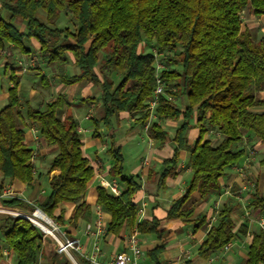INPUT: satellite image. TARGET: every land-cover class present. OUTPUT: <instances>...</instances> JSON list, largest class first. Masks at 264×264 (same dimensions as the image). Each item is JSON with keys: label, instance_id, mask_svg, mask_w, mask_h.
Wrapping results in <instances>:
<instances>
[{"label": "trees", "instance_id": "obj_1", "mask_svg": "<svg viewBox=\"0 0 264 264\" xmlns=\"http://www.w3.org/2000/svg\"><path fill=\"white\" fill-rule=\"evenodd\" d=\"M0 1L10 13L6 19L0 11V55L10 44L27 50L25 40L35 39L40 54L50 63L78 67L77 74L61 73L60 82L86 81L100 87L98 98L85 99L102 103L103 116L94 120V137L101 135L102 125L112 129L115 121L119 123L122 112L139 115L136 125L146 123L152 114L149 101L157 87V75L165 84L155 112L180 124L174 137L157 121L149 125L154 139L161 143L172 140L175 145L173 154L162 160L159 170L151 169L148 178L155 181L157 192L165 190L168 178L179 174L183 152L188 154L191 178L163 218L153 215L139 221L136 198L142 189L141 175L124 172L122 148L113 140L108 150L112 159L109 172L126 187L120 196L102 186L97 188L98 205L112 216L107 234L120 235L128 226L154 235L161 243L148 254L156 264H162L160 255L171 234L168 222L172 219L192 224L194 232L208 229L198 249L205 259L239 234H247L246 224L236 229L231 205L218 211L215 221L208 213H197V207L221 189L226 170L245 155V147L240 146L244 131L264 145V38L255 40L242 19L247 8L257 16L264 15V0ZM40 10L46 13V21L39 18ZM65 10L79 22L75 31L55 25ZM17 18L26 22V31L13 24ZM150 43H156L154 51H147ZM158 54L168 55L166 60L180 68L161 69ZM10 79L13 85L8 89V103L0 109V174L10 182L34 183L35 150L27 141V127H37L46 144L57 152L47 172L50 191L37 206L20 197L4 198L3 205L26 212L39 207L54 221L68 219L75 227L79 221L90 222L93 211L85 196L95 169L84 154L79 121L65 112L67 98L59 94L43 108L26 100L24 113L20 76L11 72ZM170 97H184L186 103L178 107ZM194 127L199 136L191 142L188 132ZM211 130L222 135L218 144L207 137ZM261 162L264 164V157ZM64 203L74 204L68 217ZM252 205L264 211L261 192L254 193ZM1 237L16 255V264H37L48 234L25 217L0 214ZM248 256V264H264L263 228L253 233ZM78 259L81 264H91ZM51 264H57L56 255Z\"/></svg>", "mask_w": 264, "mask_h": 264}, {"label": "crops", "instance_id": "obj_2", "mask_svg": "<svg viewBox=\"0 0 264 264\" xmlns=\"http://www.w3.org/2000/svg\"><path fill=\"white\" fill-rule=\"evenodd\" d=\"M33 43L36 44V42ZM11 45L13 48L17 47L14 44ZM4 54L5 53L3 52L0 56H3ZM2 61L3 65L7 63L4 58H2ZM44 64H47V60L44 61ZM64 67L66 71L63 70L61 72L62 74H69V69L72 70V74H77L79 72V70H77L78 67L73 63L65 64ZM17 71L18 70H12L11 72H15L19 75ZM39 73L40 76L38 77H41V75L43 76V78L41 77L42 85L40 88L38 87L36 89L31 88L27 83L26 78L31 77L30 75H19L20 94L24 90L27 91L28 98L26 100H29L31 105L37 107H43L47 103H50L59 94H62L67 98L69 103L65 112L71 113L79 121V131L83 141V151L90 159L95 169L94 177L89 182L85 196L86 201L91 204L93 211L92 220L90 222H94L97 217L100 216L108 227L112 218L111 214L98 205L96 201L97 188L99 186L98 177L96 175L97 171L105 170L108 177H112L109 172L110 167L112 166V159L111 156L108 158L105 157L104 150L106 149V145L102 142L104 141V138H102L104 133L102 131H105V129L108 130L107 134L110 137L111 144L114 140L117 145L121 146L123 154L125 150L131 156L136 154L135 158L132 159L131 165L133 169L131 170V173L142 174V189L138 192L136 200L138 206H141L142 204L145 205L144 212L141 215H138V220L141 221L146 218L150 219L153 215L163 218L166 215V209L169 207L170 202L184 192L185 186L191 178L192 171L188 163V154L186 152L182 153L179 174L175 177H169L167 180V188L157 192L155 181L151 182L148 178L149 171L151 169L159 170L162 167V160L173 154L175 143L172 140L161 143L153 138L152 142L145 145L143 144L142 146V141H140L142 132L140 128L137 127L138 125H132L134 117H138L139 115H133L129 112H122L120 114L119 123L115 121V126L117 124V127L108 129L102 125L101 135L99 137H94V120L100 119L103 116L102 103L101 101H89L85 99L92 97L98 98L101 94L100 87L96 84L87 82L88 86L91 85L88 91L80 92L83 82L67 85L60 82L59 75L61 73H59L56 79H52L45 70ZM4 74L8 76L6 65ZM12 85L13 82L11 81L9 74L8 89ZM5 86L7 87L6 84ZM5 86H1L2 91H4ZM91 89H93V91H91ZM0 100L2 105L5 104L1 92ZM24 101L25 100L22 99V104H25ZM65 112L63 113V117ZM161 120L159 123L164 129L169 131L171 137H174L175 132H172L165 127V124L161 123ZM174 121L175 120L172 122ZM167 122L170 123L168 119ZM177 122L180 124L179 121ZM119 128L121 130L120 132ZM112 134L114 135V138H112ZM243 135L242 143L244 144L243 147L246 149L245 155L240 158L236 165L229 167L226 170V174L221 178V189L212 192L207 200L201 202L197 207V213H208L212 216V220L214 218L213 221H215V215L217 212L223 209L224 206L231 205L234 208L231 216L235 222L236 229L242 224H246L248 230L247 234H239L225 247L213 252L209 258L205 259L198 254V249L200 244L206 238L208 229L203 228L194 232L192 224L180 219H172L168 222L171 228V234L166 240V248L164 252L160 255V261L162 264H186L188 263L187 260H189V264H248V253L252 235L255 231H258L261 228L264 229V211L255 209L252 205L255 192L259 191L264 195V164L261 162L264 157V145L252 133L244 131ZM198 136V128L194 127L189 130L188 137L191 142H194ZM27 141L35 150L34 164L36 162V173L37 170L42 168V157L40 155H47V157H49L47 160L51 159L52 161L57 150L56 147L48 146L44 138L41 137L39 131L35 130L32 126L27 127ZM141 146L143 147L142 150ZM153 162H157L155 167L151 166V163ZM104 163H108L109 169L104 167ZM53 174H58V171H54ZM35 178L37 179L36 175ZM36 179L31 186H27L20 181L10 182L5 180L0 174V188L6 186L7 183H11L17 192V194L15 193V197L23 198L26 201L31 199L42 200L49 191L45 187L40 189L41 182ZM173 191H177V194L171 196L169 203L164 205V200L172 195ZM148 196L153 197V199L156 200L151 207L147 206ZM2 200L3 199L0 198V207H5ZM73 206L74 204L71 203L63 204L62 207L67 210V217L71 214ZM88 223L79 221L77 227L68 224V230H65V232L68 236L79 239L84 246L85 253L88 256H91L94 254L95 250L93 248V236H90L85 232ZM133 229L134 228L125 226L120 235L106 233L100 240L101 251L97 257V261L107 263L114 257V255H116V253L125 250V238ZM139 238L144 250V255L136 261V264H156L149 256L148 251L159 245L161 240H158L154 235L141 234L140 232ZM54 241L55 240L51 237H45L37 264H51V257L55 255L57 256V264H76L66 253L61 252L58 247L56 248V252H54L53 243L56 242ZM55 244H57V242ZM0 247L2 248L0 251V264H16L17 257L12 251L6 248L3 237L0 239ZM186 253L190 254L189 259H185L184 254ZM79 257L81 256L77 257V262L78 264H81L78 259ZM81 258L94 264L86 257Z\"/></svg>", "mask_w": 264, "mask_h": 264}, {"label": "rangeland", "instance_id": "obj_3", "mask_svg": "<svg viewBox=\"0 0 264 264\" xmlns=\"http://www.w3.org/2000/svg\"><path fill=\"white\" fill-rule=\"evenodd\" d=\"M0 11L2 12L3 16L6 19L9 18L10 13L3 8L1 1H0ZM38 16L43 21L47 20L46 19V13L44 12V10H40L39 13H38ZM242 19H243V22H244V26L245 27H249L251 29L253 37H254L255 40H259V39L264 38V15L257 16L253 12V10H251L250 8H247V10L242 15ZM13 24L15 26H17L19 29H21L22 31H26L27 30L26 22L24 20L20 19V18L15 19ZM55 25L57 27H59V28H66L67 27L70 30L75 31L78 28V26H79V22H78V20L74 19L72 17V15L69 14V12L67 10H65V11L61 12V15L56 20ZM33 42H36V44H34ZM25 43L27 44V45L25 44L27 50H21L18 46L13 48L12 45L10 44L9 47L4 51L5 54L3 56H0V75H1L0 76V92H1V96H2L3 100L5 101V104L2 105V102L0 100V109L2 107H4L8 103V91H7V89H8V78H9V74H10V72L12 70H15V71L18 70L17 73L20 76H24L26 74L30 75L31 77L26 78L27 79V83H28V85L31 88H34V89H36L38 87L40 88L41 85H42L41 77L43 78V76L41 75V77H38V76H40L39 72L45 70L46 73L49 74V76H51L52 79L53 78L56 79L57 76L59 75V73H61L63 70H65V67H64L65 64L61 65V66L57 65V67H56V65L54 63H50L48 61L47 57H44L43 55L40 54V52H39V50H40L39 43L35 39L25 40ZM10 46L12 47V49H11ZM155 48H157L156 43H150L148 48H147V51H154ZM174 53H177V51H174ZM172 54L173 53H171L170 56ZM102 55H103V52L101 53V57H102ZM167 57H168V55L165 56V55L158 54V62H157V64L159 66H161V69H163V68H175V67L180 68V66H177V65H174L172 63H169L168 60H166ZM2 58H4L5 61H7V63L5 65H6V67H8L7 68V71H8L7 75L8 76H6L4 74L5 65H3ZM45 60H47V64L46 65L44 64ZM77 70H79V69L77 68ZM68 71H69L68 72L69 74L73 73L72 70H70V69ZM115 79L118 80L117 77ZM5 84L7 85V87L5 86ZM87 84L88 83L86 81H84L82 83L80 92H82V91L87 92L88 91V89L90 88L91 85L88 86ZM3 85L5 86L4 91H2V89H1V86H3ZM27 90H28V87H27ZM91 91H93V89H91ZM27 94L28 93L25 90L22 91L21 94H20L22 96V99L25 100V101L28 98ZM170 98H173V97H170ZM173 102H174V104L176 106L183 107L185 105V103H186V99L184 97L175 98V99L173 98ZM43 107H45V105ZM25 111H26L25 110V106L23 104V112L25 113ZM136 118L137 117H134V120L132 121V125L134 124V126L136 125L135 124ZM161 119H163V120H161ZM160 120H161V123H164L165 127H167L172 132H175L177 127L179 126V124H178V122L176 120L174 122H172L173 120L168 119V121L170 122V123H168L166 118H160L158 116V114L155 111H153V113L151 114V117L146 122V124L141 123V124H138V126H137V127L140 128V130L142 132V134H141L142 136H140V141H142L141 142L142 146H143V144L145 145L147 143L152 142L153 137L150 135V132L148 130L149 125L151 124V122H155V121L160 122ZM113 127H117V124L115 126V122H114ZM120 131L121 130L119 128V132ZM102 132L104 133V136H105V137L104 136L102 137V138H104V141H102V142L106 145V149L104 150V153L106 155L105 157L108 158L110 156V154L108 152V150L110 148V145H111L110 137L107 134V132H108L107 129H105V131H102ZM108 137H109V139H108ZM207 137L211 138L213 140L214 144H218L221 141V139H222V135L218 134L217 131H215V130H211L207 134ZM142 146H141V150L143 148ZM240 146H244V144L241 143ZM135 150H137V149H135ZM124 155H125L124 172L126 174H132L131 170L133 169V167H132L131 164H132V159L135 158L136 154L131 156L125 150L124 151ZM40 156L42 157V160H41L42 168L40 170L36 171V173H35V175L37 176L36 180H39L41 182L40 183V189H43L45 187L48 191H50V176L47 174V172H48V169H49L50 164H51V159L47 160V158H49V157H47V155H40ZM107 161H108V159H107ZM107 161H104V162H107ZM139 161H140V158H139ZM156 164H157V162H153V163H151V166L155 167ZM35 165H36V162H35ZM104 167L109 169L108 163H104ZM38 172H40V173H38ZM137 174L142 175L141 173H137ZM120 183L125 188L126 185L123 184L121 181H120ZM6 186H9V188L11 189V191L13 192L14 195H15V193L17 194L16 189L12 186L11 183H9V184L7 183ZM173 192H172V195H170L168 198H166L164 200V205L169 203V201L171 200V196L177 194V191H175L174 193ZM147 200H148L147 201V206L148 207L149 206L150 207L153 206L155 201H156L155 199H153V197H150V196H148ZM40 201L41 200H38V199H31L28 202L31 205L37 206V204ZM138 207H140V206H138ZM37 208H39V207H37ZM21 211H22V213L23 212L24 213H29V215L31 213H33V212H26V211H23V210H21ZM0 214H6V213H0ZM213 220H214V218H213ZM53 222H55V221L53 220ZM55 224L60 226L62 231L68 230V224H69L68 219H66L64 223L55 222ZM48 237H51L52 239H54L52 237V235H50V234H48ZM184 257H185V259H189L190 254L186 253V254H184ZM187 262L188 263H186V264L190 263L189 260H187Z\"/></svg>", "mask_w": 264, "mask_h": 264}, {"label": "built area", "instance_id": "obj_4", "mask_svg": "<svg viewBox=\"0 0 264 264\" xmlns=\"http://www.w3.org/2000/svg\"><path fill=\"white\" fill-rule=\"evenodd\" d=\"M157 77H158L157 87L154 91V95L152 99H150L149 101V108L152 113L153 111H155L156 107L158 106L159 96L164 93V89H165V84L163 80L158 75ZM170 99H173V98H170ZM33 128L38 131L37 127H33ZM96 175L98 177L99 186L106 188L109 193L115 196L121 195L122 191L124 190V187L120 183L119 179H117L114 176L108 177L105 170H98ZM11 197H15V195L13 194L9 186H4L3 188H0V198L4 199V198H11ZM144 208H145V205L142 204L138 209V215H141L144 212ZM37 210H39V208H36L35 211ZM35 211H33V213L29 215V213H24V212L22 213V211L19 209L0 207V213H6V214L13 215V216L25 215L27 217H30L32 220H34L33 214H35ZM47 217L53 222V219H51L49 216ZM55 222H53V224L50 225L52 229L48 231L46 230L47 231L46 233L52 235V237L58 244L59 250L61 252L66 253L76 264H78L77 262L78 256L86 257L90 259L94 264H136V261L144 255V250H143L140 238H139V231L136 228H134L126 236L125 243H124L125 250H122L116 253V255H114V257L109 262L101 263L97 261V257L101 251L100 240L107 233V226L105 225L103 219L100 216H98L94 222H89L86 225L85 232L88 235L93 236V248L95 251H94V254H92L91 256H88L85 253L84 246L83 244H81L79 239L68 236L65 231L61 230L60 226L55 224ZM38 227L41 228L39 225Z\"/></svg>", "mask_w": 264, "mask_h": 264}, {"label": "bare ground", "instance_id": "obj_5", "mask_svg": "<svg viewBox=\"0 0 264 264\" xmlns=\"http://www.w3.org/2000/svg\"><path fill=\"white\" fill-rule=\"evenodd\" d=\"M36 216L33 217V219L38 223V225L45 229V230H50L51 224H53L52 220H50L44 213L41 211L37 210L35 211Z\"/></svg>", "mask_w": 264, "mask_h": 264}, {"label": "water", "instance_id": "obj_6", "mask_svg": "<svg viewBox=\"0 0 264 264\" xmlns=\"http://www.w3.org/2000/svg\"><path fill=\"white\" fill-rule=\"evenodd\" d=\"M39 211H41L42 213H44L41 209H39ZM18 216L25 217V218L31 220L35 225H37V223H36L34 220H32L30 217H27V216H25V215H18ZM33 216H36V215L33 214ZM37 226H38V225H37ZM42 230H43V229H42ZM43 231L47 232L46 230H43Z\"/></svg>", "mask_w": 264, "mask_h": 264}]
</instances>
